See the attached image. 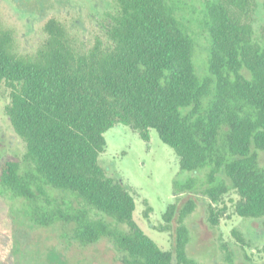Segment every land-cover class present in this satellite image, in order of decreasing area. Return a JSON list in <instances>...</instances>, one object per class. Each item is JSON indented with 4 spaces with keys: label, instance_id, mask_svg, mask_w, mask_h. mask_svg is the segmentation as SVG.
Instances as JSON below:
<instances>
[{
    "label": "trees",
    "instance_id": "trees-1",
    "mask_svg": "<svg viewBox=\"0 0 264 264\" xmlns=\"http://www.w3.org/2000/svg\"><path fill=\"white\" fill-rule=\"evenodd\" d=\"M115 10L90 44L52 16L44 38L20 53L15 33L0 21V83L8 90L6 115L24 144L20 161L0 165V194L26 201L25 214L39 226L75 224L84 243L109 238L125 264H198L187 255L186 218L205 198L211 226L234 193L233 212L264 218V24L257 33V0H206L200 27L210 37L206 74L192 63L194 41L167 0H114ZM129 126L148 140L154 129L178 157L171 202L161 216L171 247L161 249L132 219L128 189L99 163L104 133ZM73 197L58 202L45 191ZM123 224L126 231L89 210ZM146 208L144 213L148 217ZM232 235L242 246L246 237Z\"/></svg>",
    "mask_w": 264,
    "mask_h": 264
},
{
    "label": "rangeland",
    "instance_id": "rangeland-1",
    "mask_svg": "<svg viewBox=\"0 0 264 264\" xmlns=\"http://www.w3.org/2000/svg\"><path fill=\"white\" fill-rule=\"evenodd\" d=\"M174 15L194 41L192 63L197 77L207 71L210 37L200 27L202 5L206 0H167ZM254 15V28L258 33L264 24V0ZM115 10L114 0H0V21L14 30L16 50L33 52L44 38L42 27L54 16L63 21L80 41L90 44L95 35H103L110 15ZM9 102L8 90L0 83V165L20 161L24 152L22 140L15 134L5 107ZM105 146L99 163L107 176L124 185L134 200L132 219L138 227L163 250L171 247L170 231L158 230L161 216L174 201L183 200L187 194L173 196V181L183 184L191 177H201L197 172L181 171L178 157L163 143L154 129L148 140L136 130L115 124L104 133ZM58 202L65 198L74 207H83L73 197L44 187ZM236 195L223 196L225 210L217 226L207 220V200L199 198L198 206L186 218L189 230L187 255L198 264H264V218L243 219L233 212ZM26 201L0 194V264H125L124 255L109 238L84 244L75 236V224L59 221L49 226H39L26 216ZM148 217L144 213L146 208ZM93 219H101L112 226L127 230L123 224L89 210ZM236 229L246 238L241 245L232 235Z\"/></svg>",
    "mask_w": 264,
    "mask_h": 264
}]
</instances>
